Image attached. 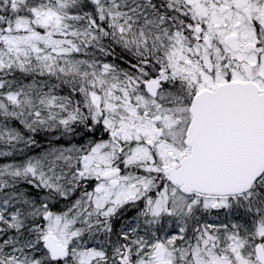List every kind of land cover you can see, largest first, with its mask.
Listing matches in <instances>:
<instances>
[{
	"label": "snow or ice",
	"instance_id": "1",
	"mask_svg": "<svg viewBox=\"0 0 264 264\" xmlns=\"http://www.w3.org/2000/svg\"><path fill=\"white\" fill-rule=\"evenodd\" d=\"M0 264H264V0H0Z\"/></svg>",
	"mask_w": 264,
	"mask_h": 264
}]
</instances>
